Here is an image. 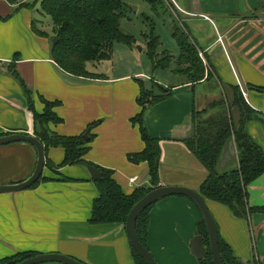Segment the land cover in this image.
I'll use <instances>...</instances> for the list:
<instances>
[{"label": "crops", "instance_id": "0c3cea01", "mask_svg": "<svg viewBox=\"0 0 264 264\" xmlns=\"http://www.w3.org/2000/svg\"><path fill=\"white\" fill-rule=\"evenodd\" d=\"M28 1L10 5L0 0V135L33 136L27 98L9 71L12 66L31 91L37 113L43 110L38 96L60 102L53 112L62 122L50 124V131L72 137L97 122L84 159L112 170L125 195L148 188V165L127 158L145 147L131 119L142 111L137 100L148 76L144 70L125 73L115 69L111 76L89 71L103 75L102 79L66 74L51 59L53 34L37 28L30 10L17 8L27 6ZM177 1H181V14L198 19L192 25L200 31L193 30V38L185 23L183 27L199 49L206 74L200 82L192 83L188 76L178 74L177 68L171 69L166 97L155 103L144 100L143 125L160 141L159 186H183L198 192L206 172L181 141L191 136L195 113L202 119L215 112L214 103L231 104L232 87L239 88L246 105L257 113L245 124V131L264 153V0ZM206 31L214 36L210 42L202 40ZM231 118L238 122L237 109H231ZM63 158L62 148H49L42 179L35 187L0 194V261L30 252L61 254L83 264H135L123 224L89 223L98 192L86 167L68 165L57 172L47 167V163L60 165ZM236 158V154L230 156L221 168H234ZM36 159L29 144L1 146L0 185L27 179ZM131 178H135L132 185ZM247 192L249 207L264 206V177L248 186ZM204 201L219 239L233 257L243 264H264V213L237 218L228 207ZM201 221L198 208L186 197L171 196L153 204L148 211L146 246L156 264H199L190 242L200 235Z\"/></svg>", "mask_w": 264, "mask_h": 264}, {"label": "trees", "instance_id": "16d2710c", "mask_svg": "<svg viewBox=\"0 0 264 264\" xmlns=\"http://www.w3.org/2000/svg\"><path fill=\"white\" fill-rule=\"evenodd\" d=\"M10 5H16L20 0H5ZM150 5H162L163 0H144ZM168 2V1H167ZM23 4L17 6L24 8ZM42 14L50 17L52 22L51 59L66 74L90 79H102L103 75L90 73L88 63H101L110 59L115 43L131 45L132 36L125 35L120 29V20L123 16V3L121 0H40ZM173 37L179 48L176 58L177 65L183 66L177 70L178 74L188 76L192 83L203 80L206 67L199 57V49L183 30L174 29ZM158 39L151 34L147 44L148 57L154 68H168L172 57L162 53L163 58L156 59ZM207 61V58H205ZM208 63V62H207ZM11 75L21 84L27 98V110L31 112L32 134L44 147V152L49 148H62L64 158L60 165L51 166L57 169L68 165L93 166L97 168L102 178L94 181L98 197L92 203L90 224H125L131 208L149 191L159 187V166L161 150L159 139L152 138L143 125V114L146 110L144 100L150 99L151 103L160 101L169 92L161 88L163 93L155 96L140 88L137 102L142 111L131 123L138 126L144 149L140 153L127 156L131 163H146L149 168L150 186L136 189L132 194L125 195L113 179V171L104 169L87 162L84 157L90 150V143L94 136L92 129L97 122L87 126L85 131L77 136H60L49 129V125L60 124L62 120L53 112L60 102L46 101L38 96L43 104L42 113H37L33 107L32 93L21 82L19 76L11 66ZM211 74H208L209 77ZM207 77V78H208ZM233 100L231 104L216 102L212 108L215 112L211 116L200 118L195 113L192 133L189 138L181 142L194 155L206 172V178L199 187V194L203 199L222 204L230 209L237 218H248L253 213H264V206L249 207L247 188L260 177H264V153L245 131V124L252 116L257 115L245 103L238 87L231 88ZM237 109L239 120L235 124L231 118V109ZM87 135L88 140L84 138ZM3 136V135H0ZM233 143L237 152L236 166L232 169L221 168V157L228 145ZM42 178L40 177L39 180ZM39 180L31 187H35ZM153 205L140 213L136 221V235L139 242L145 247L147 241L148 211ZM198 234L203 237L206 248L205 258L199 264H213L207 231L203 220L198 225ZM220 253L223 264H243L235 259L230 248L219 239ZM135 264H145L144 260L130 246ZM37 256L35 253H19L13 257L5 258L0 264H18L28 258Z\"/></svg>", "mask_w": 264, "mask_h": 264}, {"label": "rangeland", "instance_id": "374dc122", "mask_svg": "<svg viewBox=\"0 0 264 264\" xmlns=\"http://www.w3.org/2000/svg\"><path fill=\"white\" fill-rule=\"evenodd\" d=\"M121 1L123 3V16L120 20V29L125 35L132 36L134 42L131 45L118 42L115 43L109 60L103 61L102 63H88L86 65L87 70L90 72L103 73L107 76H111L114 69L117 71L121 70V72L125 73H129L130 70L137 72L144 70L148 77L147 79H143V87L145 91L157 96L163 93L161 88H169L168 79L166 78L170 75L171 69L174 70L177 68L179 71L184 68L179 64L177 65L176 62L179 48L172 35L174 29L185 31L183 27L185 23L189 28V30L186 31L189 32L190 36L193 38L194 31L196 29L200 31L199 26L193 27L192 25V23L198 19H182L181 16L175 13L170 3L166 0L162 1V5H156L155 7L144 0ZM176 2L181 5V1L179 2L176 0ZM24 8H27L34 14V19L37 20L38 23L36 24L37 28H40L48 35L52 34L53 26L51 19L49 16L42 14L40 10V0H29L27 6ZM151 34H154L158 39L156 59H162V53L165 52L173 56L170 66L168 67L169 69L153 67L152 61L148 57L147 50V44ZM198 35L196 34V36ZM202 36V40L206 42H210L214 39V36L208 31L202 34ZM51 41L49 42L50 44ZM199 57L201 58L200 54ZM164 84L167 86H164Z\"/></svg>", "mask_w": 264, "mask_h": 264}, {"label": "water", "instance_id": "95a60500", "mask_svg": "<svg viewBox=\"0 0 264 264\" xmlns=\"http://www.w3.org/2000/svg\"><path fill=\"white\" fill-rule=\"evenodd\" d=\"M171 7L174 9L175 13L181 16L182 19H192L194 17L181 14V5L179 3H174L172 0H168ZM209 20V19H207ZM57 42L56 39H52L51 44L55 45ZM258 116L262 117L261 114ZM84 138L88 140L87 135H84ZM15 143H25L31 145L37 155L35 168L32 174L19 183L0 185V194H12L17 192H22L27 189H30L42 176L44 167H45V152L44 147L41 142L33 137L32 135L26 134H9L0 136V147L7 146ZM237 156L235 147L233 143L228 145L227 150L224 152L221 157V166L223 167L226 161L230 156ZM87 171L89 172L91 178L94 181H99L102 178L101 172L93 167L87 166ZM171 196H182L186 197L192 201L195 206L198 208L202 220L204 222L207 238L209 243V251L211 253L212 263L213 264H223L222 257L219 247V236L217 225L212 217L204 199L200 194L190 188L183 186H159L153 190L146 193L130 210L127 219L124 224L125 233L129 241L130 246L134 251L144 260L145 264H156L154 258L147 248H145L138 240L136 235V221L138 216L142 211H144L149 206L155 204L156 202ZM191 253L195 256L198 261H201L205 258L206 248L203 244V237L201 235L195 236L190 242ZM47 263H57V264H83L80 261H77L71 257L64 256L61 254H42L37 255L31 258H28L18 264H47Z\"/></svg>", "mask_w": 264, "mask_h": 264}, {"label": "built area", "instance_id": "2783aa9c", "mask_svg": "<svg viewBox=\"0 0 264 264\" xmlns=\"http://www.w3.org/2000/svg\"><path fill=\"white\" fill-rule=\"evenodd\" d=\"M134 182H135V178H131V179H129V183H130V185H132Z\"/></svg>", "mask_w": 264, "mask_h": 264}]
</instances>
